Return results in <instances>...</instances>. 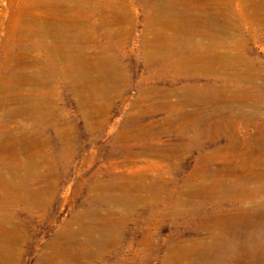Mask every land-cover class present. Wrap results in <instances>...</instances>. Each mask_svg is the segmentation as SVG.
Returning <instances> with one entry per match:
<instances>
[{
  "label": "rangeland",
  "instance_id": "rangeland-1",
  "mask_svg": "<svg viewBox=\"0 0 264 264\" xmlns=\"http://www.w3.org/2000/svg\"><path fill=\"white\" fill-rule=\"evenodd\" d=\"M0 264H264V0H0Z\"/></svg>",
  "mask_w": 264,
  "mask_h": 264
}]
</instances>
